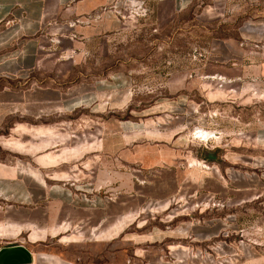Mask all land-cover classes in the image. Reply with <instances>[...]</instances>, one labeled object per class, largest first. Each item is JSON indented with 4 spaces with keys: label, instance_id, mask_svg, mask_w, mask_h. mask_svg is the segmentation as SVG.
I'll list each match as a JSON object with an SVG mask.
<instances>
[{
    "label": "crops",
    "instance_id": "obj_1",
    "mask_svg": "<svg viewBox=\"0 0 264 264\" xmlns=\"http://www.w3.org/2000/svg\"><path fill=\"white\" fill-rule=\"evenodd\" d=\"M172 2L166 9L170 13L187 10L193 0ZM114 3L0 0V264H176L162 255L191 248L188 239L194 235L180 224L184 219L169 212L168 185L194 161V77L203 79L202 93L219 116L226 117V107L262 106L245 96L253 92L264 97V0H218L219 12L241 19L233 26L235 34L219 38L201 54L197 66L194 55L184 60L170 56L169 68L159 75L189 80L180 87L184 96L175 103L176 115L155 116L152 127L139 100L133 107L132 79L145 74L139 64L145 55L132 56L138 64L131 67L125 64L127 55L95 53L101 45L129 41L128 28L116 15L86 23ZM96 58L109 59L105 64ZM114 118L120 123L119 134L108 129ZM164 119L168 128L160 126ZM232 119L239 122V114ZM100 120L106 123L100 144L92 138L83 144L82 126ZM8 121L7 132L3 126ZM253 126L252 149L242 151L234 144L233 149L207 150L216 155L213 160L203 153L204 160L218 165L232 156L228 167L233 168H241V158L247 157L250 176L245 186L235 178L234 213L211 217L217 218L213 231L209 213L204 215L201 248L208 253L211 238H218V250L233 247L248 253L249 261L243 264H264V241L246 243L245 230L232 225L243 220V204L249 203L252 211L264 196V150L258 151L264 147V125ZM221 133L227 134L225 129ZM3 140L9 141V151L1 150ZM142 200L163 211L153 216L161 224L149 230L147 220L137 225V201ZM134 225L136 233L131 231ZM53 239L60 243L59 250L48 248Z\"/></svg>",
    "mask_w": 264,
    "mask_h": 264
},
{
    "label": "rangeland",
    "instance_id": "obj_2",
    "mask_svg": "<svg viewBox=\"0 0 264 264\" xmlns=\"http://www.w3.org/2000/svg\"><path fill=\"white\" fill-rule=\"evenodd\" d=\"M145 1L149 14L146 18L141 19L134 28L127 29L130 35L129 41L123 43L113 42V45L108 46L101 45L95 50V53L97 56L112 54L114 57L118 55L120 57L121 55H127L130 58L129 62L125 64H129L131 67L138 64L134 61L135 58H131L132 56L145 55V61L139 62L140 66H145V74L143 77L132 79L136 90L133 107L136 106V102L139 100V107L144 108L147 113L146 120L151 121L152 127V122L156 119L155 116L176 115L175 103L179 101L181 96H184L180 93L182 91L180 87L185 84V81L189 80L185 77L171 78L167 74L159 75V70L169 68L170 56L177 55L178 59L184 60L185 56L194 55V66L199 65L201 54H205L207 49L215 46L219 38L228 35L233 36L235 34L233 26L234 24L239 25L241 19L239 17L236 19L233 13L223 15L219 12L218 0H193L187 10L173 13L166 10L173 4L172 0ZM157 8H160V10H157ZM161 8H165V10ZM142 22L144 23L143 29L140 26ZM96 59L100 63L106 64V60L109 58ZM184 63L178 62V65ZM202 80L200 77H194V93L191 95L195 106L198 104L197 111L193 115L194 161L190 163L192 166L188 167L187 171L178 177L177 182L168 185L172 201L169 212L178 215L179 219H184L180 224L187 226L188 230L191 229L194 238L188 239L191 248L179 247L162 256L165 261L176 264H243L249 261L248 253L243 252L241 254L233 247L227 246L218 250V238H211L209 252H205L201 248V233L203 217L206 213H209L210 231H213L217 225V218L211 217H217L224 212L231 215L234 213V201L231 193L233 192L235 178H238L237 181H241L243 186L249 183L250 159L242 157L241 168H233V166L228 167V163L233 165L234 158L232 156L229 155L230 159L225 162V165L221 164V160L220 165H218V163L212 164V161H210V164L209 161L204 160L203 153L224 146L226 149H233L234 144L242 151L252 149L251 144L254 145L255 134L250 133V126L254 124V126L260 128L264 125V97H259L253 92L247 94L245 96L246 101L262 103V106H259L258 109L254 107L251 109H228L226 107V117L223 116V113L219 116V110L213 109V105H210L202 93ZM171 105H173L171 107L172 111H169ZM234 114H239V122L232 119ZM255 114H257V120L254 119L256 118ZM83 115L92 116L88 111H83ZM118 116L121 117L122 115L118 114ZM112 120H114V124L108 129L118 131V134L121 133L120 123L115 121L116 118ZM100 122L102 123L92 127L82 126L80 141L83 144L89 142L91 138L92 142L98 141V145L100 144L106 131V123L102 120ZM161 125L163 128H168L170 123L168 119H164ZM9 126L8 121L3 126V130L8 132ZM175 127L180 130V123L178 122ZM223 129H225L226 135L220 134ZM201 131L208 132L210 136L208 138L201 137L199 135ZM8 142L4 140L1 142L3 152L9 149ZM18 144L21 145V143ZM262 150H264V147L259 146L258 151ZM259 203L256 205L257 207L252 208V211L249 203L243 204V220L238 223L232 222V225L245 230L243 239L246 243H250L249 239L264 241V196ZM137 204L141 208L137 225H144V221L147 220L146 225L149 230L153 225L161 224L157 218H153V216L163 213L159 205L146 204L143 200L137 201ZM207 207L210 209L209 211H206ZM251 214L255 215L252 219L254 221L250 219ZM205 223H207V220L204 221ZM251 226L257 228L251 230ZM134 227L135 225L131 227V231L136 233ZM53 240L47 242L48 248L59 250L60 243L57 239Z\"/></svg>",
    "mask_w": 264,
    "mask_h": 264
},
{
    "label": "built area",
    "instance_id": "obj_3",
    "mask_svg": "<svg viewBox=\"0 0 264 264\" xmlns=\"http://www.w3.org/2000/svg\"><path fill=\"white\" fill-rule=\"evenodd\" d=\"M148 14L149 10L146 7L145 0H115V3L111 5V7H103L96 15L89 16L86 23L90 20L97 21L105 17H111V15H116L125 28H134L139 21L146 18ZM78 23H80L79 20L70 23L69 27H74ZM75 37L76 35L72 34V38Z\"/></svg>",
    "mask_w": 264,
    "mask_h": 264
},
{
    "label": "water",
    "instance_id": "obj_4",
    "mask_svg": "<svg viewBox=\"0 0 264 264\" xmlns=\"http://www.w3.org/2000/svg\"><path fill=\"white\" fill-rule=\"evenodd\" d=\"M205 157L209 160L216 159V155L213 152L206 151L205 152Z\"/></svg>",
    "mask_w": 264,
    "mask_h": 264
},
{
    "label": "bare ground",
    "instance_id": "obj_5",
    "mask_svg": "<svg viewBox=\"0 0 264 264\" xmlns=\"http://www.w3.org/2000/svg\"><path fill=\"white\" fill-rule=\"evenodd\" d=\"M199 135L203 138H208L210 136V134L206 131L199 132Z\"/></svg>",
    "mask_w": 264,
    "mask_h": 264
}]
</instances>
